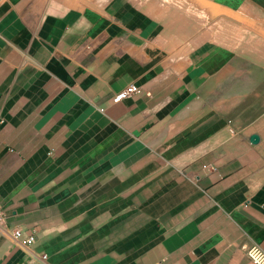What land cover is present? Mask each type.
Returning <instances> with one entry per match:
<instances>
[{
    "label": "crops",
    "instance_id": "crops-1",
    "mask_svg": "<svg viewBox=\"0 0 264 264\" xmlns=\"http://www.w3.org/2000/svg\"><path fill=\"white\" fill-rule=\"evenodd\" d=\"M252 245L264 0H0V264H256Z\"/></svg>",
    "mask_w": 264,
    "mask_h": 264
},
{
    "label": "built area",
    "instance_id": "built-area-1",
    "mask_svg": "<svg viewBox=\"0 0 264 264\" xmlns=\"http://www.w3.org/2000/svg\"><path fill=\"white\" fill-rule=\"evenodd\" d=\"M139 89V86H137L135 83H131L121 91L117 92L114 97V101L120 102L123 99L133 95L134 93L139 92ZM13 236L16 240H18L25 246H30L34 241V237L32 235L24 236L20 229H16L13 232ZM247 253L256 264H264V250L260 246H250L249 248H247ZM44 257H46V255H44Z\"/></svg>",
    "mask_w": 264,
    "mask_h": 264
},
{
    "label": "water",
    "instance_id": "water-1",
    "mask_svg": "<svg viewBox=\"0 0 264 264\" xmlns=\"http://www.w3.org/2000/svg\"><path fill=\"white\" fill-rule=\"evenodd\" d=\"M258 139H259V137H258L257 135H253V136H252V140H253V141H258Z\"/></svg>",
    "mask_w": 264,
    "mask_h": 264
}]
</instances>
